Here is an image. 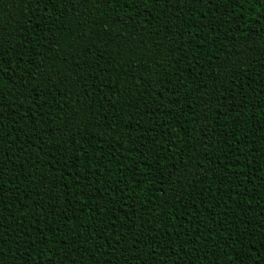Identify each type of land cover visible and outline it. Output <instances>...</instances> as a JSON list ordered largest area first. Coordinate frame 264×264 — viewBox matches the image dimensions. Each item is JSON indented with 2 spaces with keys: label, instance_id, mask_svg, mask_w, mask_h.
Returning a JSON list of instances; mask_svg holds the SVG:
<instances>
[{
  "label": "trees",
  "instance_id": "trees-1",
  "mask_svg": "<svg viewBox=\"0 0 264 264\" xmlns=\"http://www.w3.org/2000/svg\"><path fill=\"white\" fill-rule=\"evenodd\" d=\"M0 264H264V0H0Z\"/></svg>",
  "mask_w": 264,
  "mask_h": 264
}]
</instances>
